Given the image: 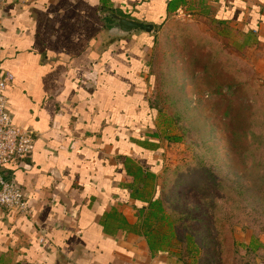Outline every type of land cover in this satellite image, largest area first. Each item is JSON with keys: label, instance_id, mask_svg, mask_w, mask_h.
Here are the masks:
<instances>
[{"label": "crops", "instance_id": "0c3cea01", "mask_svg": "<svg viewBox=\"0 0 264 264\" xmlns=\"http://www.w3.org/2000/svg\"><path fill=\"white\" fill-rule=\"evenodd\" d=\"M168 1L0 0V67L14 76L8 110L36 137L31 156L5 169L30 214L0 207V264H187L176 248L151 251L137 197L160 191L172 156L161 142L144 144L157 131L148 103L152 34L109 42L100 19L112 7L159 23ZM186 2L169 20L214 18L250 32L247 49L264 55V0ZM147 174L155 177L148 186Z\"/></svg>", "mask_w": 264, "mask_h": 264}, {"label": "rangeland", "instance_id": "374dc122", "mask_svg": "<svg viewBox=\"0 0 264 264\" xmlns=\"http://www.w3.org/2000/svg\"><path fill=\"white\" fill-rule=\"evenodd\" d=\"M179 21L180 24L192 23L189 20ZM200 21L195 22L200 32L206 33L208 40L218 42L220 28L209 20L205 19V23ZM173 31L175 28L171 29L168 25L164 33L162 49L178 47L179 50L186 46L184 38L173 40ZM142 34L146 35L143 32ZM160 34L163 35V32L161 31ZM194 38L199 39V35L195 34ZM148 39L147 52L153 56L156 51L155 48H150V44H154V40ZM220 42L226 44L225 41ZM214 45L199 50L198 55L203 57L202 54L209 53L210 57H214L220 54V49L213 50L217 43L215 42ZM235 45L238 43H231V46L226 48V52L246 63L245 76L250 79L255 92L262 93L264 63L261 67L259 62L261 58L264 59V55L259 50L236 52ZM196 46L194 42L191 48L196 49ZM148 54L146 55L149 56ZM254 61L257 62L256 67L252 66ZM192 63L195 67H199L203 62L195 57ZM205 63L208 64V61L206 60ZM252 67L256 69V73ZM196 75L201 76V74ZM231 77L226 74L222 79H217V74H211L197 81L195 90H191L190 87L188 98L191 99L192 106L198 107V111L193 112L194 122H173L168 128L171 130V135L180 137L185 135L183 128L187 126L189 137L181 144L175 145L174 149L169 150L162 144L172 153L173 158V160L171 157L168 158L164 169L172 170L171 175L166 172V176L163 178L162 175L161 179L164 194L168 197L173 196L170 203L167 201V209L171 211L173 219L177 220L179 255L189 264H248L251 263L250 258L243 256L244 252L241 248L233 247L232 242L248 245L253 237L258 236L264 241V139L249 138L250 129L244 128L232 134V130L224 125L227 121L224 120L227 119L224 112L230 98L228 94L225 95L226 98L222 97L223 94L217 97L216 91L218 84L222 86L231 84L233 81ZM152 82L154 83L153 77L149 79L148 95L153 91ZM197 99L203 100L204 103L198 102ZM215 99H218L216 101L220 104L206 106ZM241 105L246 106L245 109L248 108L244 102ZM200 108L205 111L204 117L208 116L210 119L208 124L204 123V127L207 128L204 132L201 129L200 120L203 116L200 115ZM164 111L166 116H169L174 109L167 107ZM155 114V122L158 125V114L157 112ZM247 116L246 112L244 117ZM164 121L163 119L162 123ZM247 134V137L244 136ZM175 170L178 172L176 173ZM205 171H208L210 176ZM203 177L207 181L209 177L216 178L215 183L208 182L209 185L204 186L205 192L199 186ZM170 191L172 193H169ZM209 226L220 227L225 233L218 235L211 233L207 230ZM188 235L192 237L194 244L189 242ZM194 245H197V249L190 251L188 248Z\"/></svg>", "mask_w": 264, "mask_h": 264}, {"label": "trees", "instance_id": "16d2710c", "mask_svg": "<svg viewBox=\"0 0 264 264\" xmlns=\"http://www.w3.org/2000/svg\"><path fill=\"white\" fill-rule=\"evenodd\" d=\"M187 4L186 0H169L166 6V16L159 22L155 23L150 21L146 17H141L136 14L137 11H125L122 9L116 8H105L103 13L100 15V19L103 23H106L107 33H111L113 29V24L116 23V18L132 20L142 23H149L154 25V33L151 35L155 48V53L150 58L148 62V69L150 70L151 76L155 78V84L151 96L148 98V103L150 109L154 110L158 114V125L157 131L149 135V141H146L144 144L148 147L158 148V142L166 145V148L174 149V146L184 142L186 138L189 137L188 127L183 128L185 130V135L183 136H173L171 135V130L168 128L173 122H194L193 112L198 111V107L191 105V102L188 98L189 88L195 90L197 88V81L209 77V75L217 74V79L224 77L226 74L230 75L232 78L231 84L222 86L221 84L217 85V97L221 96L226 98L228 94L230 100L227 104V109L224 114L227 120L224 125L228 129L232 130V134H235L236 131L240 128L250 129L249 138L251 139H264V87L263 92L258 93L252 88L250 84V79L245 76V70H247V65L235 56L226 52V48L231 46V43L237 42L238 45L236 52H247L253 42L252 35L250 32H242L231 26H225L220 21L211 17H202L203 19L197 20L205 23V19L212 22L213 25H216L220 28L218 32V42L208 40L206 33L200 32L196 27L195 23L191 24H180V21L169 20L171 14H175L180 8L185 7ZM169 28H175L173 34V40H179L184 38L187 43L185 47H181L178 50V47L168 49H162L163 37L167 26ZM162 29V30H161ZM163 32V35L160 32ZM111 40L109 42H116L121 40L124 37L118 30H112ZM198 34L199 39H195L194 35ZM196 40V41H195ZM220 41H225L226 44L221 43ZM197 45L196 49L191 48L194 44ZM217 43V46L213 50L220 49V54L216 56H209V53L202 54L203 57L198 55V51L204 49L206 46H215L214 43ZM233 46V45H232ZM234 47V46H233ZM222 49V51H221ZM239 49V50H238ZM164 51V52H163ZM212 52V51H211ZM197 57L202 60V64L199 67L193 65L194 58ZM212 58V59H211ZM206 60L208 64L205 63ZM233 60V61H231ZM174 61H176L174 63ZM178 63V64H177ZM253 67H256V61L252 63ZM252 67V68H253ZM218 69V70H217ZM253 71L256 73V69L253 68ZM196 74H201L198 76ZM201 94V93H198ZM218 99L207 103L206 106H215L220 104ZM198 102L204 103L203 100L197 99ZM242 102L247 105V109L242 106ZM174 109V112H170L169 116H166L165 108ZM204 107V105H202ZM200 115L203 116L200 121L201 129L204 132V123H209L210 119L208 116L204 117V109L200 108ZM248 113L247 117H244L245 113ZM224 116V117H225ZM165 120L162 123V120ZM199 120V119H198ZM259 126V127H258ZM171 129V128H170ZM207 130V128L205 129ZM226 132V131H225ZM230 132V131H227ZM239 136V135H238ZM244 136H248L244 135ZM133 165H131L129 172L135 178V181H141L142 173L140 169L138 171H133ZM163 178L168 175H171L172 170H164ZM176 173L178 170H175ZM208 171L205 173L210 176ZM188 175V174H187ZM170 177V176H169ZM207 181L204 177L200 181L199 186L202 187V191L205 192V185H209L208 182L215 183V177H209ZM146 186L149 182L155 180L154 175H146ZM144 181V180H143ZM163 181L161 180V189L156 191L152 195L148 192L138 191L137 197L143 202H145L146 207L142 209L141 214L143 216V227H144V236L147 239L151 251L155 253L166 252L169 247L172 249L176 248L178 257L184 262V259L181 258L178 252V229H177V220L173 219L171 211L167 209V201L170 203L173 196L168 197L164 194L163 191ZM209 190V188H207ZM166 191V189H165ZM169 193H172L171 191ZM211 233H225L222 228L207 227ZM189 236V235H188ZM187 236V237H188ZM189 242L194 244L192 237H188ZM233 247L241 248L244 252L243 256H246L251 263L248 264H259L261 260L264 259V243L258 237H253V240L248 245L240 244L237 241L232 242ZM195 247V248H194ZM190 251L197 249V245H194L192 248H188ZM248 261V262H249ZM189 264V263H187Z\"/></svg>", "mask_w": 264, "mask_h": 264}, {"label": "built area", "instance_id": "2783aa9c", "mask_svg": "<svg viewBox=\"0 0 264 264\" xmlns=\"http://www.w3.org/2000/svg\"><path fill=\"white\" fill-rule=\"evenodd\" d=\"M14 81L10 72L0 67V207L18 215L30 214V207L24 190L5 174V169L26 161L35 145V134L25 127H19L8 110L6 91Z\"/></svg>", "mask_w": 264, "mask_h": 264}, {"label": "water", "instance_id": "95a60500", "mask_svg": "<svg viewBox=\"0 0 264 264\" xmlns=\"http://www.w3.org/2000/svg\"><path fill=\"white\" fill-rule=\"evenodd\" d=\"M114 30H118L122 35H128L135 32L142 31L147 34L154 33V25L149 23H142L132 20L116 18V24L113 25ZM111 29V31L113 30Z\"/></svg>", "mask_w": 264, "mask_h": 264}, {"label": "flooded vegetation", "instance_id": "af4514ba", "mask_svg": "<svg viewBox=\"0 0 264 264\" xmlns=\"http://www.w3.org/2000/svg\"><path fill=\"white\" fill-rule=\"evenodd\" d=\"M116 23H114L113 25H115Z\"/></svg>", "mask_w": 264, "mask_h": 264}]
</instances>
